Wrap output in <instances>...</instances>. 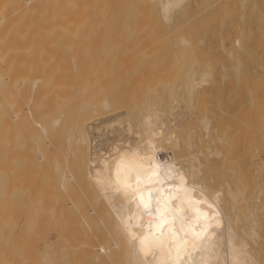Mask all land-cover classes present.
I'll use <instances>...</instances> for the list:
<instances>
[{"label":"bare ground","instance_id":"obj_1","mask_svg":"<svg viewBox=\"0 0 264 264\" xmlns=\"http://www.w3.org/2000/svg\"><path fill=\"white\" fill-rule=\"evenodd\" d=\"M194 1L0 0V264H264L263 184L188 154L211 69L168 35Z\"/></svg>","mask_w":264,"mask_h":264},{"label":"rangeland","instance_id":"obj_2","mask_svg":"<svg viewBox=\"0 0 264 264\" xmlns=\"http://www.w3.org/2000/svg\"><path fill=\"white\" fill-rule=\"evenodd\" d=\"M196 1L192 2L190 7H188L184 12L177 15L176 22L172 29H170L172 30L171 33L173 34L170 33L168 35V38H170L169 41H174V36L179 34L185 37L187 36L191 41L196 43L198 46L199 55V59L196 62L202 65L200 66L197 63L193 64L198 68L199 66L202 67L206 65L208 66V70L211 69L209 70L210 78L209 82L207 83L208 85L206 84L200 90V94L197 99L195 107L196 110H194V115L196 116L197 120H190V122H188V124H191L193 122V127L186 124L188 126L187 129L192 130L194 126H196V122H198V125L196 126V128H194L198 131H193L196 134L199 133L197 134L199 135L198 138L202 136L201 138H203V145L202 141H199L194 133L193 137H196L198 141L196 140V138H193L191 139V143H194L196 145H192L191 147H189V149L192 148L190 152L187 148L186 150L184 148L183 152L184 154H187L189 152L188 154L191 155L196 153L194 154L196 156L198 155L197 152H203L204 154H201L199 152L201 159H199V155L197 157L199 160H204H202L203 162L200 161L201 163L206 164L209 161V166H205L203 164L202 169L206 167L208 169V167H211L210 169H212L213 172L216 170L215 166L218 168V166H221L220 163H222L221 168H219L222 169L224 168L223 162L227 164L228 161L229 165H226L227 167L230 166L231 169L236 168L241 169L242 171H247L250 174L249 179L256 178L257 181L261 182L264 186V133L260 131H253L251 128H249V124H255L260 128L261 131L264 130V33H262L264 32V0H245L243 6L241 3L242 0ZM235 39L240 40V42L242 43L241 48L233 45ZM226 41L229 43H227ZM228 54L232 55L228 56ZM165 60L160 62H162L163 64L169 62L168 60ZM151 61L152 60H145L141 62L136 61V64L138 62L137 65L141 67H139L138 69H142V66L143 68L145 67V69H147L146 65L149 66L150 63L152 64V62L158 64L160 63L157 62V60L152 62ZM206 61H208L209 63L207 62L208 64H206ZM133 64L135 65V63ZM185 64H187V61L184 62V66ZM134 75L135 74L133 73L131 77L133 78ZM126 80V78L122 77L120 80L121 83H119V85H125ZM244 81L246 82V84ZM253 86H255V88ZM203 89L204 91L206 89L205 94H203ZM178 91L179 92L177 93V97L179 99L181 107L180 104L177 105V110H187L185 107L187 105L184 98L185 96L181 93V90ZM181 96H184V100L183 98L181 99ZM261 98L262 100H260ZM249 99H251V103ZM255 99L256 101H254ZM202 102H204V105H202ZM184 103L185 105H182ZM199 104H201L202 106H199ZM256 110H258L259 113H257ZM164 112V116H167L173 121L176 120L173 116H171L169 110L165 109ZM204 116H207L206 119H208V121L210 120L208 131V134L210 136L206 135V137V132L203 130L202 125L199 124V120ZM249 117L251 120L249 119ZM183 127H180L178 132L183 137H185L188 130L186 129V127ZM214 131H216L215 134ZM185 132L186 134H184ZM226 133L228 134L227 137ZM217 137L221 139V142L226 141L224 143L225 146L221 145L223 148L225 147V150L222 147H219L222 143L220 141L218 142ZM199 142H201L200 145L202 147L197 145ZM196 146H198L199 148L201 147L200 150ZM213 146L217 148L215 149V151H224L219 154L221 155L223 153L222 158L224 157L225 161H223L224 158L221 160V158H219L218 156L213 155ZM194 147H196L197 149H195ZM207 147H209L210 151L207 149ZM193 148L195 150H193ZM206 149L208 151H206ZM209 153H211L212 155H209ZM203 156H208L206 158L207 161ZM233 160L236 161L234 162ZM261 162L262 164H259ZM226 166L224 170L227 168ZM257 168H262L260 170V173L256 170ZM260 220V232L264 237V216L261 217ZM260 257H262V255ZM260 261H262L260 263L264 262L263 259Z\"/></svg>","mask_w":264,"mask_h":264}]
</instances>
